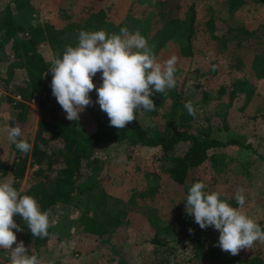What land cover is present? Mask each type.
Masks as SVG:
<instances>
[{
    "label": "rangeland",
    "instance_id": "1",
    "mask_svg": "<svg viewBox=\"0 0 264 264\" xmlns=\"http://www.w3.org/2000/svg\"><path fill=\"white\" fill-rule=\"evenodd\" d=\"M5 1L0 0V6ZM29 3L26 17L34 21H50L57 27H69L72 24L73 29L79 26L92 31L97 23V16L102 15L107 20V25L100 30L111 35L119 34L120 28L127 27L130 33L138 32L144 36L150 47L155 45V37L152 35L160 29L163 23L161 18L165 13H177L188 23L187 17L194 8L193 38H187L186 32L180 31L155 52L156 60L161 63L173 55L177 57L174 74L176 85L172 89H166L162 96L169 105L170 95L184 89L187 101L194 103L195 116L200 126L209 125L210 132L223 140L235 137L243 143H249V146L229 144L210 149L214 168L209 165L204 167V183L208 185V191L219 192L230 201L238 189H243L245 204L241 211L254 220L262 217L264 76L258 77L255 74L253 56L263 55L261 63H264V0H249L233 8H229L225 0H30ZM240 24H244L251 36L241 44L231 43L220 50L212 35L225 31L228 26ZM68 31L66 28V32ZM9 51L7 45L4 51H0V57ZM234 51L246 63L242 68L232 66L233 54H236ZM50 54L52 55L51 50ZM7 61L8 59L0 58V75L5 72ZM210 63L216 64L214 72L200 75ZM99 77L101 73L98 72L92 78L94 84ZM21 78L19 71L14 72L7 85L10 86ZM182 82L184 88H181ZM230 89L232 97L228 99ZM204 91L208 92L207 98L203 95ZM7 92L0 82V101L4 100ZM89 95L92 105L78 113L79 119L75 121L87 132L95 128L93 111L99 108L97 96L93 91ZM30 105L27 127L32 138L38 119L37 101L32 99ZM11 113L12 111H0V121L7 119ZM140 113H144L142 120L146 125H164L165 118L155 121L151 119L149 112ZM62 114L66 116L64 110ZM155 148L135 146L127 141L101 146L98 156L102 160V168L98 172V178L108 195H122L124 198L134 187L156 185L154 189H159L157 195L140 200L134 207L145 209L147 213L158 209L165 221L173 216L176 209L182 214L185 212L184 187L161 167L158 150ZM34 167L36 165L32 166ZM32 168L29 167L19 180L16 186L19 192L34 180L30 179L29 171ZM10 178L12 179L11 175L7 174L0 182ZM234 202L235 199L230 205L240 207ZM90 214L91 211L78 200L68 205L57 204L49 215L51 237L46 245L40 246L38 252H34L32 237L23 227L20 226L22 231H13L17 243L23 241L29 254L36 255L41 264H214L213 260L201 262L191 258L188 243L184 247L176 240H169L167 245L155 247L150 241L152 234L141 226L119 223L111 232L99 235L74 224L78 217ZM13 219L18 224L14 216ZM214 231L212 242L219 247V232L216 229ZM261 247L264 256V242H261ZM0 264H10L9 250L0 249Z\"/></svg>",
    "mask_w": 264,
    "mask_h": 264
},
{
    "label": "trees",
    "instance_id": "2",
    "mask_svg": "<svg viewBox=\"0 0 264 264\" xmlns=\"http://www.w3.org/2000/svg\"><path fill=\"white\" fill-rule=\"evenodd\" d=\"M247 1L249 0H225V3L229 8H233ZM29 2L30 0H6L0 6V51H4L7 45L10 50L5 56L0 57L8 59L5 72L0 75V82L8 91L4 100L0 101V111H12L7 119L0 121V180L9 174L15 180L13 186L16 188L29 167L36 165L29 171L30 179L34 180L20 191L21 195L34 197L40 210L49 213L57 204L68 205L76 200L83 202L91 214L82 215L74 220V224L83 230L102 235L111 232L119 223L141 226L152 234L150 241L155 247L167 245L169 240H176L184 247L188 243L191 258L196 261L213 260L214 264L234 262L264 264L259 241L255 242L251 249H242L237 255H231L221 251L212 242L211 237L215 232L213 227L201 229L194 222V217L187 215L186 212L182 214L176 209L173 216L163 221L158 209L147 213L145 209L134 207L140 200L154 198L159 190L154 189L156 185L134 187L125 198L122 195H108L103 190L98 178V172L102 168L98 149L103 145L127 141L135 146L156 147L161 167L174 181L183 185L185 197L194 182H204V167L209 165L214 168L210 149L229 144L249 146V143H243L235 137L223 140L210 132L209 125L200 126L196 116L189 115L184 108L187 102L184 89L170 95L169 105L162 93H155L150 97L156 106L155 110L149 112L151 119L157 121L165 118L162 127L146 125L142 120L144 113L138 112L137 120L124 129H117L110 126L109 118L100 106L93 111L95 128L90 132L82 129L76 122L67 120L62 114L63 109L52 95L50 87L52 75L48 69L53 59L61 57L67 46L77 45L81 30H88L79 26L73 29L72 24L69 27H57L50 21H34L26 17V12L30 8ZM187 19L188 23H185L186 19L174 12L163 15L160 29L152 35L155 37V45L151 46L154 54L160 46L165 45L180 31H185L187 38H193L194 8ZM105 25L107 20L102 15L97 16V23L92 31L100 30ZM248 34V29L244 24H240L228 26L225 31L216 32L212 36L217 40V47L222 50L225 45L227 48L231 43L241 44L251 36ZM235 53L232 66L242 68L246 63L239 53ZM262 59L263 55L253 56L256 64L254 70L258 77L264 76ZM215 68L216 64L210 63L200 75L214 72ZM17 71L22 78L8 86L14 72ZM101 83L102 79L99 77L94 85L98 87ZM181 88H184L183 82ZM92 91L97 96L95 89ZM203 93L207 98L208 92ZM230 97L232 89L228 91L227 98ZM32 99L37 101L38 119L31 138L27 122ZM192 104L194 107L193 102ZM16 124L22 129L20 139H27L32 145L31 151L27 153L20 152L7 138V129ZM205 191L212 192L208 191V185ZM220 199L231 203L234 198L230 201L225 195L220 194ZM14 218L31 235L34 252H38L40 246L48 243L51 237V223L47 236L33 237L21 217L14 215ZM255 221L264 230V213Z\"/></svg>",
    "mask_w": 264,
    "mask_h": 264
},
{
    "label": "clouds",
    "instance_id": "3",
    "mask_svg": "<svg viewBox=\"0 0 264 264\" xmlns=\"http://www.w3.org/2000/svg\"><path fill=\"white\" fill-rule=\"evenodd\" d=\"M176 61L173 55L158 62L146 38L138 32L130 33L127 27L111 35L104 30H81L77 45L67 46L62 56L51 62L50 87L65 118L73 122L78 121V113L92 105L89 93L95 89L96 103L107 114L110 126L124 129L137 120L138 112L155 110L150 98L153 94L175 87ZM98 72L102 83L97 87L92 78ZM184 108L195 117L191 101L185 102ZM21 134L19 124L7 129L8 140L20 152L27 153L32 145L27 139H20ZM14 183L11 178L0 182V249L9 250L10 264H41L36 255L29 254L23 241L17 243L13 229H23L13 216L21 217L33 237H44L48 235L50 213L41 211L34 197L21 195ZM205 188L202 181L190 186L183 198L185 212L194 217L201 229L211 226L218 230L221 251L237 255L242 249H251L257 241L264 242V230L241 211L245 204L243 189H238L233 197L240 207H233L220 199L219 192L209 193Z\"/></svg>",
    "mask_w": 264,
    "mask_h": 264
}]
</instances>
